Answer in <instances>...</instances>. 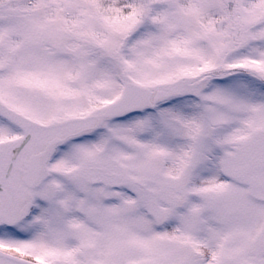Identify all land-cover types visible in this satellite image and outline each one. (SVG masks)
<instances>
[{
  "label": "snow or ice",
  "instance_id": "obj_1",
  "mask_svg": "<svg viewBox=\"0 0 264 264\" xmlns=\"http://www.w3.org/2000/svg\"><path fill=\"white\" fill-rule=\"evenodd\" d=\"M0 264H264V0H0Z\"/></svg>",
  "mask_w": 264,
  "mask_h": 264
}]
</instances>
